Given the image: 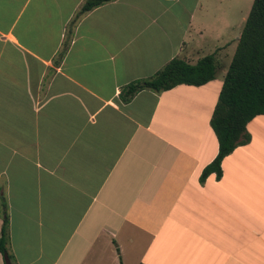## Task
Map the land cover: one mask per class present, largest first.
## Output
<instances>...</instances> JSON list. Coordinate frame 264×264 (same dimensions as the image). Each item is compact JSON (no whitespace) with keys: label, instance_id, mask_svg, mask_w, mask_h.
<instances>
[{"label":"crops","instance_id":"0c3cea01","mask_svg":"<svg viewBox=\"0 0 264 264\" xmlns=\"http://www.w3.org/2000/svg\"><path fill=\"white\" fill-rule=\"evenodd\" d=\"M86 1L0 0V264H264V115L201 180L228 66L121 96L175 58L219 68V40L191 33L210 3L115 0L77 18Z\"/></svg>","mask_w":264,"mask_h":264},{"label":"trees","instance_id":"16d2710c","mask_svg":"<svg viewBox=\"0 0 264 264\" xmlns=\"http://www.w3.org/2000/svg\"><path fill=\"white\" fill-rule=\"evenodd\" d=\"M113 1L115 0H87L77 18ZM217 70L214 55L203 57L193 65L175 58L153 77L124 87L121 96L128 101L142 90L161 92L180 85L203 86L216 78ZM260 115H264V0H254L211 119L219 151L216 158L204 168L202 181L212 174L218 179L222 177L223 160L236 148L250 141L247 125ZM6 235L7 221L2 228L0 252L9 262L11 258L7 255Z\"/></svg>","mask_w":264,"mask_h":264},{"label":"rangeland","instance_id":"374dc122","mask_svg":"<svg viewBox=\"0 0 264 264\" xmlns=\"http://www.w3.org/2000/svg\"><path fill=\"white\" fill-rule=\"evenodd\" d=\"M203 3L204 5L210 3V9L207 11L206 26L200 27L196 21L191 33L197 34V29L202 28L206 36L219 40L221 55L224 57L216 77L220 80L222 75L224 76L225 74V65L228 66V69L233 60L238 46V38L241 35L254 0H204Z\"/></svg>","mask_w":264,"mask_h":264}]
</instances>
